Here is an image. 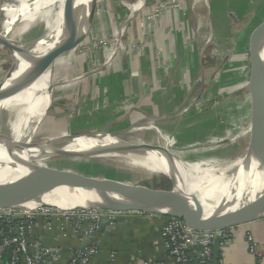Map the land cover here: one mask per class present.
<instances>
[{"label":"bare ground","instance_id":"obj_1","mask_svg":"<svg viewBox=\"0 0 264 264\" xmlns=\"http://www.w3.org/2000/svg\"><path fill=\"white\" fill-rule=\"evenodd\" d=\"M90 1L2 0L0 48L10 45L14 72L6 83L12 84L11 90L6 99L0 101V198L5 199L27 192L43 195L41 200L15 204V210L22 212L34 211L39 207L59 211L103 210L112 213H131L136 208H143L157 213L167 212L147 202L113 193L83 191L69 196L68 192L77 190L62 186L80 173L46 166L44 162L70 156L90 161H107L115 168L127 170L134 175L141 172L150 177L162 176L178 180L181 185L176 188L177 184L173 182L176 189L170 195L186 203L197 214L198 219L249 217L264 201V164L259 156L257 141L254 139L247 145L243 155L207 166L184 162L172 154L167 142L163 149L158 147L153 150L140 140L133 144L124 143V132L80 134L78 137L62 133L60 137L58 135L44 141L34 139L47 107L46 98L52 90L50 76L53 60L44 63L31 75L25 77L23 75L33 68V61L36 58L41 57L52 47L49 46L42 54V49L51 38L55 36L54 43L60 40L64 25L71 21L84 23ZM142 3L143 0H137L130 8L138 10ZM38 23L43 24L44 31L41 36L29 43L22 44L10 39L13 34L26 31ZM257 46L264 64V32ZM259 92L264 104V75ZM148 124L145 128L137 127L134 130L157 129L152 122ZM46 168L49 169L48 172L40 171ZM51 171H58L60 174L55 175ZM239 184L242 185L236 187ZM56 196L60 198H55ZM249 206L254 207L247 214L238 211ZM235 210H237L235 213L228 214Z\"/></svg>","mask_w":264,"mask_h":264},{"label":"crops","instance_id":"obj_2","mask_svg":"<svg viewBox=\"0 0 264 264\" xmlns=\"http://www.w3.org/2000/svg\"><path fill=\"white\" fill-rule=\"evenodd\" d=\"M147 1L149 2L150 0ZM151 1L153 3L155 0ZM142 5L136 11L137 16L141 18L134 21V23L126 25L128 26L126 33L135 39H145L148 45L144 51H136L129 45L130 47L128 46L129 48L127 47L126 51L118 49L114 58L107 59L106 49V51H103L102 57H98L100 61L103 59V63L100 62L99 65H101L93 69L92 65L94 64L93 62L97 61L96 57L93 61L90 53L85 52L83 55H77L75 48L64 54L68 60L72 59L69 63L67 62V64H70V69H72L67 72L68 76L61 72H57L58 74L54 76L56 81L70 78V82H73L70 87H66V89L59 92L62 98L59 97L58 100L63 99L60 104L69 105L72 102L71 97L76 98L78 101L81 99L80 103L76 101L80 104L78 106L79 109L82 103V111H86V113H79H85L80 115L81 118L89 122L93 119V114H95L99 124L103 126V132L119 131L118 133H121V131L127 130V127H133L145 121L148 122L150 119L152 120L149 122H152L158 130L165 131L167 129L166 124L164 122L161 123V120L157 117H166L168 113H171V109L174 104H177L178 99L188 95L190 83L197 79L202 68L201 59L217 56V50L213 49V52L205 50L207 48L205 46L206 42L203 37L200 38V34L204 30L203 25L197 24V21L195 25H187L188 16L192 14L201 15L203 12L201 9L197 7L188 11L189 7H185V9L176 11L177 15L164 11L161 13L160 19L145 24L142 19L149 7L143 8ZM221 5L219 26H222L224 32L229 31V25L226 20H229L231 13L236 14L237 17L247 16L251 13L250 0H223ZM174 15L180 21H185V24H182L183 27L176 28V26L171 25ZM96 22V19L92 21L90 34L96 29L99 32V36L103 35L105 39L114 37L116 29L119 28L117 24H102L103 28L99 26L100 28L97 29L98 24ZM258 23L259 27L263 21ZM196 25L201 26L200 34H198L200 37H198L197 41L195 40L188 44L189 40L194 36V31L190 28L187 30V28L189 26L193 29ZM250 29V27L247 29L248 35L250 33L252 35V32L257 28ZM197 30L199 28L196 27ZM218 31L220 30L218 29ZM203 35L205 34L203 33ZM251 35L248 41L249 48ZM232 53L228 50L226 55L222 56L223 59L220 57L217 59L216 57V62L218 64L222 60V63H224L227 59L228 62L224 64L220 74L226 73L229 77L232 75L231 72L234 71L239 78L238 85L242 88V84H246L247 73L245 70H247L246 63L249 60H247L245 50L234 53L230 58ZM228 54L229 59L227 57ZM62 55L57 60L63 59L64 56L61 57ZM236 56H242L243 58L235 59ZM81 60L83 61L81 62ZM72 62L74 64H71ZM102 68L103 70H101ZM73 70L76 72H73ZM219 76L215 84L216 88H214L217 92L221 91L224 93L225 86L221 88L218 85ZM4 77V75L0 76V83ZM63 94H69L71 97ZM190 108L194 107L190 105ZM90 111H93V113ZM197 118L195 116L193 119H184L179 127L180 132L178 135H181L179 139L181 137L186 138L179 142L183 145L182 147L187 149L185 150L186 152H190L192 149L195 151L201 147V144L197 146V143L202 141H196L198 138L194 135L199 127L202 128V131L206 129L207 123L199 124L200 122ZM213 124L216 125L214 121ZM93 125L94 123L86 124L87 127ZM155 131L157 132V129ZM214 137L216 138L210 141L212 148L218 147L221 143H228L230 140V138L221 135L219 129L218 134ZM163 140L169 144L170 149L173 148L172 141H167L164 137ZM202 161L206 160L201 159L198 162ZM221 161L224 160H218L217 163ZM249 212L250 210L246 211V214ZM166 220L167 216L163 215L134 213L117 215L113 220V225H110L109 222L111 221L106 219L103 224V231H98L99 251L93 257L91 264H143L148 260L170 263L171 259L167 247L160 234ZM57 234L58 229H56V226L48 231L43 228L41 221L33 228V236L39 237L47 245L55 243L53 239ZM247 235H251L256 242L259 251L257 254L249 251L246 240ZM227 239L228 243H220L217 264H264V217L254 222L228 229ZM57 244L63 247L62 260L57 264H66L70 251L80 245L77 238L72 234L67 239H60Z\"/></svg>","mask_w":264,"mask_h":264},{"label":"rangeland","instance_id":"obj_3","mask_svg":"<svg viewBox=\"0 0 264 264\" xmlns=\"http://www.w3.org/2000/svg\"><path fill=\"white\" fill-rule=\"evenodd\" d=\"M137 0H97L96 6L94 9L93 20L96 19V24H98L97 29H99L102 24H111L117 26L119 28L116 29L114 34L119 33L116 37H109L104 38L103 35L99 36V32L94 29L91 32V28L88 32V27L83 31V33H87L86 40L81 43L76 48L77 55H83L85 52L90 53L93 57L94 64L92 65L93 69L97 68L100 62L103 63V59L100 61L98 57H102L103 51H106V57L113 51L118 43L117 50L123 49L126 51L127 47L130 45L136 51H144L148 43L146 40L142 38L135 39L134 37H130L127 35L126 25L130 23H134V21L140 19L141 17L137 16V13L133 7L130 8V5L136 3ZM158 2H166L167 0H157ZM169 5H167L166 9L171 12V14H176V11L182 10L189 7L188 11L191 8L201 9L203 12L201 15L192 14L188 16L187 25H195L196 21L197 24L203 25L204 30L200 34L201 26L196 25L199 30L196 31L195 28H189L194 31V36L189 40V43L198 40V34L201 35L200 38H204L206 42V49L210 50H217V56L214 58H202L201 59V70L196 80L190 83V88L188 95L186 97H181L178 99L177 104H174L172 107L171 113H168L166 117L158 116L157 118L161 120V123L164 122L166 124L167 129L165 131L158 130L160 132L158 134L155 130H142V131H135L134 129L138 128H145L148 126V122H141L139 125H134L133 127H127V130L121 131L123 133V142L127 144L136 143L137 140H140L142 143L153 145L154 149H158V147L162 148L164 145L166 146V142L163 140V137L167 141H173L175 144L173 148L170 149L172 154L180 158L185 162H189L192 165H202L207 166L210 164L217 163L218 160H231L237 156H241L245 153L247 145L250 143L252 134L249 132L251 130V92H250V85L248 84V80L250 77V64L249 62L246 63V84H242V88L238 89L237 91H233L230 95H226L225 92H217L216 91V81L220 72L223 70L224 64L228 62L226 59L224 63L222 60L220 62H216V60L220 57L226 55L227 51L230 50L234 53H239L241 50L246 51L247 60H249L251 49L248 46L249 36L247 29L250 27V30H253L254 27H258V22H264V0H250L251 1V13L247 16H238L234 13L230 14L229 20H226V23L229 25V31L224 32L222 30V26H219L221 20V2L219 0H168ZM208 2V3H206ZM3 2L0 0V5ZM152 3L150 0H143L142 7H149ZM19 2H17V6ZM151 7V6H150ZM133 9V10H132ZM142 9V8H141ZM166 11V10H164ZM176 12V13H175ZM146 15L142 20L145 21V24L149 23L150 19L145 12ZM177 15V14H176ZM174 15L172 26H176L179 28L184 25L185 21H180L179 18ZM142 22V21H141ZM140 22V23H141ZM206 22V23H205ZM215 23V24H214ZM213 24V25H212ZM226 24V25H227ZM120 25V26H119ZM103 28V26H101ZM183 27V26H182ZM186 27V26H185ZM184 27V28H185ZM207 27V28H205ZM216 28V29H215ZM215 29V30H214ZM218 29L220 31H218ZM121 30V32H120ZM123 30V31H122ZM43 24L38 23L36 26H33L26 31L18 32L10 36L15 42H20L22 44L29 43V41L41 36L43 33ZM199 31V32H198ZM207 31V32H206ZM203 33L205 35H203ZM253 33V32H252ZM104 38V39H103ZM120 39V42H118ZM103 42H109L108 45L103 47ZM244 44V46H243ZM129 46V47H130ZM128 47V48H129ZM216 47V48H214ZM259 49V47H258ZM110 52V53H109ZM215 53V52H214ZM65 54V53H64ZM64 54L61 56L63 57ZM67 55V54H66ZM202 55V52H201ZM115 52L111 55L114 58ZM223 56V57H222ZM63 57V59L53 60L52 69H51V76H50V87L52 88L51 92L46 98V109L43 116L39 122V128L37 129L35 138H38V141H44L52 138L60 137L62 133H68L69 135H91L103 132V126L99 124L97 117L93 114V119L91 121H85L84 118H81L80 115L86 113V111H82L83 104L81 103V107L79 109V103L81 99L78 101L76 98L71 97L69 94H63L65 96L71 97V103L63 105L60 104V101L63 99L59 92L66 89V87H70L73 82H70V78H66L63 80H54V76L58 73L67 74L70 69L69 63L72 59H67ZM100 57V58H101ZM105 57V59H106ZM217 57V59H216ZM229 59V54H228ZM104 59V60H105ZM11 60V61H10ZM83 60H81L82 62ZM71 64H74L72 62ZM12 66V56L11 51L7 48L1 47L0 48V76H5L6 73L11 69ZM69 67H68V66ZM77 68V66H76ZM77 70V69H76ZM92 70V69H91ZM103 70V68L101 69ZM244 71V70H242ZM58 72V73H57ZM72 72V71H71ZM73 72H76L73 70ZM236 78V73H232ZM68 76V74H67ZM194 83V84H193ZM53 84V85H52ZM215 87V88H214ZM53 91V92H52ZM62 94V93H60ZM61 97V100L58 98ZM49 99V100H48ZM185 100V101H184ZM78 101V102H76ZM50 102V104H49ZM192 103V104H191ZM177 105V106H176ZM189 105V106H188ZM190 105L194 108H190ZM176 106V107H175ZM188 106V107H187ZM94 111V110H93ZM93 111H90L93 113ZM80 112H85L79 114ZM197 116V120H199V124H206L207 128L202 131V128L199 127L198 131L195 132L196 141H202L197 143V146L201 144V147L196 149L195 151L191 150L190 152H186L185 150H180L183 145L180 144L181 140H185L186 138L179 139V132H180V125L184 119H193ZM96 119H95V118ZM44 118V119H43ZM43 119V120H42ZM213 121L216 123L212 125ZM217 121V122H216ZM219 121V122H218ZM94 123L93 126L87 127L86 124ZM210 127V129H209ZM156 128V127H155ZM218 129L221 135L224 137L230 138L228 143H221L218 147L211 146L210 141L216 138V134H218ZM119 132V131H118ZM114 131H108L107 133H118ZM133 132V133H132ZM173 132V133H172ZM182 133H184L182 131ZM181 133V134H182ZM183 135V134H182ZM188 135V134H186ZM185 136V135H184ZM232 139V140H231ZM180 141V142H179ZM165 143V144H164ZM168 144V143H167ZM169 145V144H168ZM195 149V148H194ZM202 161L201 163L198 161ZM70 160V161H69ZM211 160H213L211 162ZM217 160V161H216ZM208 161V162H207ZM200 163V164H199ZM46 166H52L59 169H66V170H73L82 175L92 176L98 179H107L109 181L117 180L119 182H126L133 185H140L144 186L148 189H155V190H162V191H171L178 188L181 183L178 180L174 179H167L166 177L158 176V177H150L143 175L141 172L133 173L120 169L115 168L111 163L107 161H100V160H86L81 158H74L70 156L66 157H58L53 160H48L44 162ZM143 176V177H142ZM175 182L177 184L173 183ZM173 184V186H172ZM242 184H239L236 187H239ZM176 187V188H175ZM234 187V188H236ZM255 206V205H254ZM254 206H249L242 208L238 211L246 213V211L251 210ZM47 209L46 207H42L40 209ZM38 209V211H40ZM247 209V210H246ZM49 211L54 212V208H48ZM7 211V212H6ZM11 210L3 209L0 211V218H3L5 221L11 219L13 217L21 218V220H29L30 216H34L37 213V210L29 211V212H22L18 210H14L12 212H8ZM234 212H230L228 214H233ZM245 211V212H244ZM131 213L134 214H141V215H153L152 213L146 211H133ZM204 213V212H203ZM121 214V213H120ZM118 215V214H117ZM160 215V214H155ZM28 217V218H27ZM33 221V220H32ZM34 238H39L34 236ZM40 239V238H39ZM41 240V239H40Z\"/></svg>","mask_w":264,"mask_h":264},{"label":"built area","instance_id":"obj_4","mask_svg":"<svg viewBox=\"0 0 264 264\" xmlns=\"http://www.w3.org/2000/svg\"><path fill=\"white\" fill-rule=\"evenodd\" d=\"M167 5H169L168 0L166 2L155 0L148 8L149 23L160 19L164 10L170 12L169 9H166ZM116 35L119 33L117 32ZM103 44L104 47L109 42H103ZM117 48L118 43L113 51L109 52L107 59L112 58L111 55L117 51ZM172 144L175 143L172 141ZM40 208L42 207L38 209ZM46 208L40 209V211L36 209L37 213L30 216L28 221L21 220V218L19 220L16 217L6 221L0 218V262L3 260L4 253L9 250L8 264H57L63 256V247L57 243L60 239H67L72 234L80 245L70 251L66 264H91L93 257L99 251L97 235L101 222L108 219L111 221L110 225H113V220L117 214H120L103 210L59 211L55 209L54 212H51L48 210L49 207ZM12 211L14 210L9 212ZM159 214L167 216L165 213ZM14 218L16 219L14 220ZM39 221L43 223L45 230H52L54 226L58 229V234L53 239L55 242L53 245L44 244L39 238H34L33 228ZM4 223H6V228L3 227ZM227 230H195L182 220L167 216L160 234L167 247L171 262L148 260L143 264H213L214 241L219 239L220 243H228ZM246 240L249 251L257 254L259 251L253 237L247 235Z\"/></svg>","mask_w":264,"mask_h":264},{"label":"water","instance_id":"obj_5","mask_svg":"<svg viewBox=\"0 0 264 264\" xmlns=\"http://www.w3.org/2000/svg\"><path fill=\"white\" fill-rule=\"evenodd\" d=\"M95 3L96 0L90 1L88 15L86 16L84 23H79L78 21H71L67 23L63 27V36L60 38V40L57 43H54L55 36L51 38L49 42H47L45 47L42 49L43 52L41 51L42 54L47 51L49 46L52 47L41 57L36 58V60L33 61L34 62L33 68L28 70V72H26L23 75V77L31 75L32 72L36 71L44 63L50 60L55 61L60 55L77 48L81 43H83L86 40V35L88 34L93 21L94 9L96 6ZM85 25H88L87 33H83L82 31ZM263 32H264V22L259 27H257V29L252 33L250 38V49H251V53L249 57L250 77L248 80L249 81L248 84L250 85V92H251V134H252L251 141L253 139L257 141L259 156L260 159L262 160V163L264 164V104H263V97L259 92V85L263 80V75H264V64L261 59V53L257 46L258 39ZM3 47L11 51L10 45L9 46L5 45ZM13 72H14V67L11 66V69L6 73L3 81L0 83V101L5 100L11 90L12 84L7 85L6 83L11 79ZM102 133L119 134V133H107V132H102ZM91 135H95V134H91ZM69 136L78 137L79 135H69ZM147 147L150 150L154 149L150 144H147ZM180 150H187V149L182 148ZM40 171L48 172L49 169L47 168L41 169ZM51 173H54L55 175L60 174V172L58 171L57 172L51 171ZM62 187L77 190L76 192H72V193L68 192L69 196L83 193V191H93V192L113 193L128 198L141 200L151 204L152 206L159 207L162 210L167 211L165 213L167 216L182 220L189 227L200 231H208V230L223 231L250 222H254L264 217V201L253 211V213L249 217L198 219L197 214L194 213L186 203L179 201L178 199L173 198L170 195L173 190L162 191V190L148 189L140 185H133L126 182H119L117 180L109 181L105 178L98 179L92 176L81 175V174L72 177L71 180ZM42 196L43 195H39V194L37 195L34 193L27 192L25 194L15 195V196L7 197L5 199L0 198V209L15 210L16 209L15 204H17L18 202L41 200ZM55 198H60V197L56 196ZM134 211H146L152 214H159L157 212L147 211L143 208H136L134 209ZM15 219L16 218H14V220ZM104 222L105 221L101 222L99 227V232L103 231ZM219 246H220V240L216 239L213 244V264H217Z\"/></svg>","mask_w":264,"mask_h":264},{"label":"trees","instance_id":"obj_6","mask_svg":"<svg viewBox=\"0 0 264 264\" xmlns=\"http://www.w3.org/2000/svg\"><path fill=\"white\" fill-rule=\"evenodd\" d=\"M220 2H223V0H219ZM243 58L242 56H236L235 59ZM228 74L235 73L232 71L231 73L227 72ZM219 87L224 88L225 86V94L230 95L233 93V91H237L239 88V78H236L234 75H228L226 73H221L219 76ZM3 227L6 228V223L3 224ZM10 260V252L9 250L4 253L2 264H8Z\"/></svg>","mask_w":264,"mask_h":264}]
</instances>
